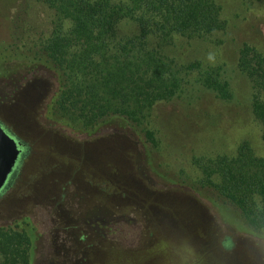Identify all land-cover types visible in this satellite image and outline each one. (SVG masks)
Wrapping results in <instances>:
<instances>
[{"label":"rangeland","instance_id":"obj_1","mask_svg":"<svg viewBox=\"0 0 264 264\" xmlns=\"http://www.w3.org/2000/svg\"><path fill=\"white\" fill-rule=\"evenodd\" d=\"M213 1L225 30L176 38L166 53L222 68L233 98L216 99L191 76L181 97L153 108L145 125L155 132L153 147L143 128L123 119L83 131L60 118L55 69L28 60L44 50L52 12L41 0H0V124L25 150L0 193V226L33 236L32 264H264V231L202 187L193 163L234 155L242 142L264 157L254 90L237 67L243 44L264 56V0ZM118 30L137 34L127 21Z\"/></svg>","mask_w":264,"mask_h":264},{"label":"trees","instance_id":"obj_2","mask_svg":"<svg viewBox=\"0 0 264 264\" xmlns=\"http://www.w3.org/2000/svg\"><path fill=\"white\" fill-rule=\"evenodd\" d=\"M41 1L52 12V33L44 50L24 56L55 69L61 87L54 109L83 131L119 118L143 128L147 141L157 147L155 132L145 127L151 112L157 104L181 97L191 76L216 99L232 100L222 68L180 63L166 53L176 38L206 40L225 30L221 8L213 0ZM123 21L133 23L137 34L121 37ZM237 67L254 90L252 115L262 126L264 142V56L243 44ZM193 163L204 175L202 187L234 206L252 231H264V157L242 142L234 155L204 156ZM34 249L27 231L0 226L3 264H32Z\"/></svg>","mask_w":264,"mask_h":264},{"label":"water","instance_id":"obj_3","mask_svg":"<svg viewBox=\"0 0 264 264\" xmlns=\"http://www.w3.org/2000/svg\"><path fill=\"white\" fill-rule=\"evenodd\" d=\"M20 145L0 124V193L7 187L8 179L16 169Z\"/></svg>","mask_w":264,"mask_h":264},{"label":"flooded vegetation","instance_id":"obj_4","mask_svg":"<svg viewBox=\"0 0 264 264\" xmlns=\"http://www.w3.org/2000/svg\"><path fill=\"white\" fill-rule=\"evenodd\" d=\"M12 136V135H11ZM15 138V137H14ZM16 140H17V142L19 143V145H20V156H19V160H18V163H17V166H18V164L20 163V161H21V159L25 156V150H24V146H23V144L16 138ZM17 166H16V168H17ZM15 173H16V169H14L13 170V172H12V174L10 175V177H9V179H8V184H7V186L9 185V183L11 182V180L14 178V175H15ZM96 228V227H95ZM94 228V229H95ZM96 231L97 232H102V233H104L103 231H101L99 228H96Z\"/></svg>","mask_w":264,"mask_h":264},{"label":"clouds","instance_id":"obj_5","mask_svg":"<svg viewBox=\"0 0 264 264\" xmlns=\"http://www.w3.org/2000/svg\"><path fill=\"white\" fill-rule=\"evenodd\" d=\"M208 59H209V60H212V59H213V57L210 55V56L208 57Z\"/></svg>","mask_w":264,"mask_h":264}]
</instances>
